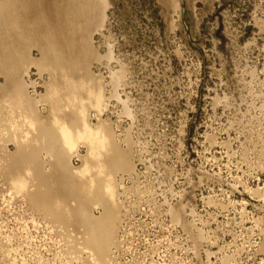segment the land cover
Wrapping results in <instances>:
<instances>
[{
  "label": "rangeland",
  "instance_id": "rangeland-1",
  "mask_svg": "<svg viewBox=\"0 0 264 264\" xmlns=\"http://www.w3.org/2000/svg\"><path fill=\"white\" fill-rule=\"evenodd\" d=\"M27 1L19 4L26 39L0 24L9 64L0 85L21 72L50 117L44 96L53 75L38 61L52 37L69 61L84 58V84L94 92L87 123L107 124L129 156L130 167L112 176L120 214L106 264H264V0ZM10 116L0 127L15 123ZM6 141L0 169L16 150ZM76 147L69 167L78 171L87 147ZM5 178L2 168L0 264H98L83 228L55 224L31 206L25 191L35 183L23 192ZM90 212L99 216L101 206Z\"/></svg>",
  "mask_w": 264,
  "mask_h": 264
},
{
  "label": "bare ground",
  "instance_id": "bare-ground-1",
  "mask_svg": "<svg viewBox=\"0 0 264 264\" xmlns=\"http://www.w3.org/2000/svg\"><path fill=\"white\" fill-rule=\"evenodd\" d=\"M21 1L24 3V0H0V24L8 25L6 26V28H14L15 32H18L17 35H20L21 38L24 39L25 33L23 32V21L26 20L27 16H25V14L27 12H24L26 8L22 7L23 5H19L22 3ZM29 1L31 3V0ZM103 1L104 3H107V0ZM25 3L27 4L28 1ZM26 4H24V6H26ZM38 5L40 4L38 3ZM43 5H40L38 7H41ZM27 7H29L27 8L28 11V9H30L31 7ZM33 10L34 13H32L35 14L36 8H34ZM38 10L39 8L37 9V12ZM29 14H31V12H29ZM40 14L37 15L38 21L42 20L41 18H39ZM29 16L30 15H28V18ZM43 17L47 19L46 14ZM23 18L25 19L23 20ZM35 20L33 21L37 22V20ZM47 20L50 19L48 18ZM26 21L24 22V24L26 23ZM48 23L49 22L45 24L48 25ZM40 24L41 26H43L42 23ZM37 26L40 25L38 24ZM46 32L49 33L50 31L47 30ZM50 35L51 34H49V36ZM39 36L44 37L41 32ZM8 37L7 39L9 41L10 38ZM50 38L48 41H51L50 43L48 42L47 45H51L43 47V52L42 50L40 51L41 54L43 53L42 57L38 61V65L40 66V68L42 66V69L43 67L48 68V70L50 69L52 71L51 75H53V78L50 77V79L52 78V81L51 83L49 82V89L47 90L46 87V90L48 91L47 95L45 94L46 97L43 95L51 109L49 111V113L51 112L50 117H42L39 113L37 103L38 101H41V98H39L40 100H37L36 98V101L35 99L29 97V94L27 92V85H31V83L26 84L24 82L25 80L23 81L22 77L20 76L21 72H19L20 74L18 72L16 75L14 74V77L10 80L9 84L0 85V91L2 92V97L0 95V97L2 98L1 102L4 101V105L5 103L7 104V107L1 104L5 108H7V111L5 110V113L3 111V120L6 119L5 121H7L9 115H7L8 117L6 116L7 118H4V115L6 113H9L10 115H12L10 116V119H12V117H14L15 120L17 119L15 121L13 118L15 123L24 122V124L27 125H22L23 127H25L23 129L20 128V124H18V126L20 127L16 125L17 128H14L15 123L12 124V121H8V123H11L13 126L10 125V128H8L9 126L4 127L5 129L8 128L6 129L7 131L3 130L5 132H2V130L0 131V142H4L5 140H7L6 142L10 143L14 141L16 145L15 152H10L8 156H5L6 160L5 163L2 164L3 167L1 165V169L3 168V170L5 171V180L7 179L8 184L11 183L15 187L14 190L16 189L24 192L29 181L32 182L33 185L35 183L37 188L35 187L36 189L34 191L31 190L32 192H27L28 189H26L25 191V196L28 198L27 200L30 202L31 206L35 210L40 212L43 216L52 220L55 224L62 225L64 227L69 225L83 228L85 230V242L87 248L92 250L98 264H106L108 252L114 243V235L119 222L120 214L118 205L114 203L115 193L114 181L112 176L116 172L127 168V166L129 165V156L128 154L124 153L123 149L120 150L121 148H118L120 147L118 146V143L117 145L114 143V141L111 140L112 136L114 135L111 129L106 127L107 124L103 125L100 122V125L94 127L89 125V123H87L86 121L87 117L85 118V116L88 115L86 109H88L87 107H89L88 105H90L89 99L92 97L91 94H93L94 92L91 93L92 91L90 92L86 84H84L86 82L85 79H87L86 75H88L87 71H85V67H83L84 58L81 56L76 57L78 55L77 54L76 56H74L76 57L75 60L69 61L67 59V56H65L64 54L65 52L63 48H61L60 45L55 44V39H53L54 41L52 43V37ZM40 39L44 38L40 37ZM46 39H48V37ZM45 41L41 40L40 42L46 45ZM58 42L59 44L61 43L59 39ZM6 43L8 47V42ZM9 43L11 44V42ZM70 51L72 50L70 49ZM26 53H29V50ZM7 55H5V58ZM28 62L29 61H27V64ZM8 65L6 66L3 63V58L0 56V69H4L6 67L8 68ZM26 67L27 66L25 65V68ZM9 69H11V67H9ZM10 74L11 73H9V75ZM80 75H82L83 77H81ZM118 75L119 74H117V76ZM78 77H80L81 79H77ZM118 78L120 79V77ZM80 91H83L84 93ZM96 100L98 107L99 97H97ZM0 109L2 108L0 107ZM1 128L2 127H0V129ZM112 139H114V137ZM8 140H10V142H8ZM80 142L86 145L87 152L84 156L82 155L83 164L81 165L80 169L77 167L79 170L75 171V167V169L69 167V155H72L73 151H75L74 149H77V143ZM14 143L12 142V144ZM3 145L4 144H2V146ZM6 145L7 144H5V147ZM3 149L4 147L2 148V150ZM77 150L75 151L76 153ZM4 152L5 149L2 153ZM8 152L9 151L7 150L6 153L8 154ZM42 152H44V154L47 153L49 154V156H51L52 165L48 166L50 168L52 167L51 172L46 170L43 161H41L42 158L40 159V156L43 154ZM78 154L79 153H77V155ZM71 158L73 157L71 156ZM32 184L30 185L32 186ZM13 186H11L12 189ZM21 195L23 194L21 193ZM93 204L101 206L102 209L101 214L97 217L92 215V213L90 212V207ZM181 213V208L177 207L174 210V215L178 220H181ZM181 228L183 229V227Z\"/></svg>",
  "mask_w": 264,
  "mask_h": 264
}]
</instances>
